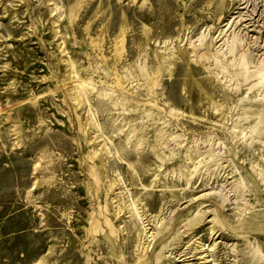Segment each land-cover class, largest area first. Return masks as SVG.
Masks as SVG:
<instances>
[{"label": "rangeland", "instance_id": "obj_1", "mask_svg": "<svg viewBox=\"0 0 264 264\" xmlns=\"http://www.w3.org/2000/svg\"><path fill=\"white\" fill-rule=\"evenodd\" d=\"M262 77L264 0H0V264H264Z\"/></svg>", "mask_w": 264, "mask_h": 264}, {"label": "bare ground", "instance_id": "obj_2", "mask_svg": "<svg viewBox=\"0 0 264 264\" xmlns=\"http://www.w3.org/2000/svg\"><path fill=\"white\" fill-rule=\"evenodd\" d=\"M55 5V4H54ZM57 7L55 6V9H56ZM123 31H121V33H122ZM259 75V74H258ZM261 79V82H264V77H262V78H260ZM214 220L215 219H211L209 222H214ZM109 226V231H110V233H114L113 232V230H112V228H111V226L110 225H108ZM157 231V230H156ZM213 233V232H212ZM157 235V233H155L154 235H153V238L155 237ZM158 236V235H157ZM214 236H215V234L212 236V238H214ZM150 238H151V236H150ZM219 237H216V239H218ZM215 245H216V243H215V241H214V243H213V245H212V247L214 246L215 247ZM161 249H163V247L161 248ZM159 253H160V251H158ZM157 254L156 255V257H157V261L159 260V258H160V254ZM189 254H190V251L189 252H187L186 253V255H188L189 256ZM259 254V253H258ZM187 258H189V257H187ZM182 262V261H181ZM186 262V260L185 259H183V263H185ZM183 263H181V264H183Z\"/></svg>", "mask_w": 264, "mask_h": 264}]
</instances>
